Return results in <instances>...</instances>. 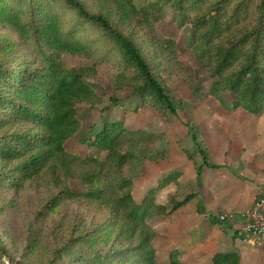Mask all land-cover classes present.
I'll return each instance as SVG.
<instances>
[{
    "label": "trees",
    "instance_id": "1",
    "mask_svg": "<svg viewBox=\"0 0 264 264\" xmlns=\"http://www.w3.org/2000/svg\"><path fill=\"white\" fill-rule=\"evenodd\" d=\"M111 1L122 3L150 41L160 35L157 25L165 6L174 8L178 26L192 27L190 47L211 80L206 94L221 101L222 95L231 94L234 108L257 116L264 111V0H148L145 6H137L135 0ZM63 11L73 13L75 20L61 34L58 23ZM0 13L21 19L31 30L34 46V54L25 57L15 42L0 38V161L13 166L11 179L2 181L22 188L45 178L61 190L62 199L112 205L103 228L71 239L60 252L75 262L158 264L156 232L149 220L179 210L191 197L170 211L156 206L152 197L138 203L133 183L139 175L129 169H144L155 153L166 157L167 137L130 131L120 122L107 123L89 138L80 137L79 107L103 103L101 94L83 81L96 73V65L68 69L63 61L65 47L68 51L81 47L69 35L95 27L115 51L117 77L111 102L119 105L124 90L131 88L161 114H176L171 93L155 75L135 34H124L102 13L90 14L80 0H0ZM56 29L57 42L47 37ZM160 36L168 47H176V39ZM197 84L194 91L201 95L199 78ZM77 145L84 151H74ZM92 148L107 152V159L92 155ZM205 164L214 167L207 160ZM71 181L81 182L83 189L70 187ZM180 257L179 251L172 252L171 264H183ZM0 264H4L1 256ZM213 264H241V256L217 253Z\"/></svg>",
    "mask_w": 264,
    "mask_h": 264
},
{
    "label": "rangeland",
    "instance_id": "2",
    "mask_svg": "<svg viewBox=\"0 0 264 264\" xmlns=\"http://www.w3.org/2000/svg\"><path fill=\"white\" fill-rule=\"evenodd\" d=\"M80 1L90 14L102 13L124 34H135L143 55L177 106L176 114L163 115L131 88H126L119 105H114L111 97L117 77L115 51L95 27H85L84 31L69 35L81 47H74L72 51L65 47L63 61L68 69L96 65V73L86 75L83 81L101 94L103 103L96 108L84 104L79 107L80 137L89 138L113 122H120L130 131L166 136V157H158L155 153V159L149 158L144 169L140 166L129 169V172L136 170V176L139 175L133 183L134 198L138 203L152 197L156 206H166L170 211L174 204L191 197L179 210L149 220L156 232L153 245L157 262L171 264L172 252L179 251L183 264H213L209 256L215 253L211 245L214 228L226 232L229 225L218 224L209 216L204 192L207 197L213 195L212 190L208 191V181L219 174L231 176L232 184L259 182V187L264 185V111L257 116L234 108L235 98L231 94L222 95L224 101L206 94L211 80L190 47L192 27H179L175 22L176 11L171 6H165L157 27L160 35L177 40L175 48L168 47L160 35L155 34L152 41L142 36L134 19L121 7L122 3ZM135 3L145 6L148 0H135ZM59 14L60 32L67 33L75 20L74 15L66 11ZM54 31L51 37L46 36L57 42L60 32ZM32 37L31 30L21 19L3 17L0 13V38L15 42L20 55L34 54ZM198 78L204 89L201 95L194 91ZM72 149L84 151L81 145ZM91 153H97L101 161L108 157L107 152L96 148H92ZM206 160L214 167L206 166ZM12 168L11 163L0 161L2 262L81 264L60 252L71 239L103 228L112 205L108 203L105 208L89 201L62 199L61 190L53 188L45 178L28 182L22 188H13L2 181L11 179ZM69 186L83 189L78 181H71Z\"/></svg>",
    "mask_w": 264,
    "mask_h": 264
},
{
    "label": "crops",
    "instance_id": "3",
    "mask_svg": "<svg viewBox=\"0 0 264 264\" xmlns=\"http://www.w3.org/2000/svg\"><path fill=\"white\" fill-rule=\"evenodd\" d=\"M230 177L213 175L207 186L208 191L212 190L213 195L207 197V192H204L203 199H206L205 206L209 216L216 218L218 224L229 225V229L226 232L223 231L224 233L214 228V239L211 245L215 253L209 257L213 262V257L217 253L237 252L241 256V264H264V248L254 246L240 235V229L246 223L243 214L253 205L258 189L261 188L260 184L259 182L232 184ZM222 215L233 217L221 222L219 217ZM236 234L239 235L238 238Z\"/></svg>",
    "mask_w": 264,
    "mask_h": 264
},
{
    "label": "built area",
    "instance_id": "4",
    "mask_svg": "<svg viewBox=\"0 0 264 264\" xmlns=\"http://www.w3.org/2000/svg\"><path fill=\"white\" fill-rule=\"evenodd\" d=\"M246 223L240 229V235L254 246L264 248V186L258 189L253 205L243 214ZM233 216H220L221 222Z\"/></svg>",
    "mask_w": 264,
    "mask_h": 264
},
{
    "label": "water",
    "instance_id": "5",
    "mask_svg": "<svg viewBox=\"0 0 264 264\" xmlns=\"http://www.w3.org/2000/svg\"><path fill=\"white\" fill-rule=\"evenodd\" d=\"M0 256H2V253L0 252Z\"/></svg>",
    "mask_w": 264,
    "mask_h": 264
}]
</instances>
